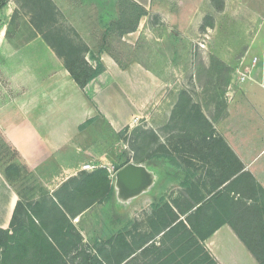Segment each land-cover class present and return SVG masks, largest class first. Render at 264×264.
I'll return each instance as SVG.
<instances>
[{
    "label": "rangeland",
    "instance_id": "rangeland-1",
    "mask_svg": "<svg viewBox=\"0 0 264 264\" xmlns=\"http://www.w3.org/2000/svg\"><path fill=\"white\" fill-rule=\"evenodd\" d=\"M73 1L71 5L77 3L82 6L80 0ZM91 2L96 4L99 20L96 27L87 28L86 33L79 32L62 12L63 16L55 13V19L65 31L72 35L74 29L82 38L85 37L83 40L90 48L86 54L89 62L97 65L99 53L103 51L114 56L122 67L133 61L149 64L164 72L165 80L151 77L149 85L154 91L149 93V99L156 98L158 87L164 85L168 94L171 93L170 101L178 99L171 120L160 128L143 121L141 117L135 119L131 128L125 127L119 133L120 140L111 148L113 151L110 150L111 154L107 155L110 164L102 162L101 167L110 169L107 168L113 182L122 158H129L133 162L162 166L168 171L167 180L159 186L157 196L137 202L132 214L128 210V216L126 213L124 218H117L114 198H103L91 205L92 208L79 219L69 221L52 205L49 191L41 185L18 150L0 130V169L14 183L22 201L15 228L29 225V212L32 211L40 219L43 230L53 236L58 250L63 252L79 244L95 255L109 256L110 262L116 263L119 253L137 251L142 243L150 240L143 252L137 251L134 264H209L201 253L194 257L199 245L205 247L204 242L189 245V240H184L176 246L178 242H175L181 235L179 230L158 239L156 232L163 226L165 217L169 218L165 208L167 203L183 204L195 195L207 193V189H211L207 185L223 176L221 167L224 164L216 162L215 155L211 154L212 150L221 148L215 147L214 142H208L206 138V134H213L215 130H209V121L201 106L204 105V109L215 117L222 114L231 71L217 62L212 53L236 56L250 41L253 42L252 53H264V0H150L147 21L151 28L140 37L137 34L119 37L107 32L111 20L119 15L117 1ZM7 4L9 7L15 4L16 7L9 13L7 6L0 9V32L3 30L2 35H6L7 39L1 50L5 53L9 50L23 51L34 36L43 37L35 28L37 22L32 11L35 8L37 12L38 4L47 10L50 6L46 0H8ZM90 15H93V8ZM164 17L174 23V28H167ZM206 40L208 46L205 47ZM1 57L0 63L5 64L4 57ZM135 80H141L140 76ZM6 87L5 79L0 76L1 98ZM138 94L140 96V92L134 93V96ZM174 167L179 171L175 172ZM176 180H181V185ZM94 181L99 182V176ZM78 182L71 180L68 184L72 186ZM189 183L193 185L192 194L185 186ZM64 196L68 202L84 203L89 199L87 195L68 197L64 193ZM217 221L211 219L210 224ZM25 235L23 237L28 241L33 234L29 232ZM8 240L0 232V264L6 259L13 264H47L49 250L40 253L39 246L33 242L26 249H18L17 254L8 256L5 250ZM66 259L71 260L69 256Z\"/></svg>",
    "mask_w": 264,
    "mask_h": 264
},
{
    "label": "crops",
    "instance_id": "crops-1",
    "mask_svg": "<svg viewBox=\"0 0 264 264\" xmlns=\"http://www.w3.org/2000/svg\"><path fill=\"white\" fill-rule=\"evenodd\" d=\"M52 1L79 32L86 33L87 28L96 27L99 15L92 0H80V7L77 3L71 5L73 0ZM113 1L116 3L117 0ZM136 1L150 10V0ZM15 7V4L11 7L7 4V12H13ZM81 7L93 8V15H90L91 8L83 10ZM147 18L148 15L144 16L137 31L128 35L144 36L151 28ZM164 20L167 21V28H174L173 22L165 17ZM97 25L102 27L98 22ZM2 34L3 30L0 32V55L4 57L5 64L0 63V76L5 79L7 87L1 93L3 98L0 97V130L18 150L41 185L49 191L51 200L57 203L65 197L61 188L67 182L81 178L83 172H95L103 161L108 160L107 155L113 151L111 148L120 140L119 133L125 127L131 128L137 117L160 128L171 120L176 111L178 99L170 101L171 93L168 94L165 85L158 87L156 98L149 99V93L154 91L149 85L151 77L165 81L164 72L149 64L133 61L122 67L114 56L102 53L105 71L83 89L43 37L34 36L23 51L9 50L5 53L1 45L7 39ZM252 43L245 44L236 56L212 53L217 62L231 71L229 86L225 90L224 110L220 116H213L204 109V105L201 107L209 121V130H215L211 136L224 139L231 153L225 149L212 150L211 154L216 158L219 156L226 169L221 168L223 176L207 185L208 188L230 186V180H223L229 169L238 166V160L243 164V171L250 172L264 188L263 60L251 72V77L242 80L239 74L241 69L251 64L254 56L264 59V53H252ZM139 76L141 80L134 81ZM137 92L140 96L135 97ZM177 93L178 89L174 92L175 97ZM96 163L100 167L93 170L84 168L85 164ZM176 183L181 185V180H176ZM152 197L154 195H145L138 202ZM88 198L87 202L93 205L98 202L91 195ZM19 201V191L0 169V228L11 229ZM135 204L130 208L131 214ZM92 206L74 218L79 219ZM123 216L117 214V218ZM163 235L165 232L156 238ZM243 235L245 239L231 224L226 223L215 230L204 244L218 264H264L259 232L247 229Z\"/></svg>",
    "mask_w": 264,
    "mask_h": 264
},
{
    "label": "trees",
    "instance_id": "trees-1",
    "mask_svg": "<svg viewBox=\"0 0 264 264\" xmlns=\"http://www.w3.org/2000/svg\"><path fill=\"white\" fill-rule=\"evenodd\" d=\"M46 1L50 8L52 6V9L48 7L47 10L45 6L38 4L36 8L37 12H35V8L32 11V13L34 12V21L37 22L35 28L41 32L49 46L63 60L64 65L77 84L85 89L105 71V64L101 59L103 51L99 53L97 65L90 63L86 58L87 52L90 51L87 43H85L81 35L74 29H72L74 34L71 35L59 25L57 19H55V13L60 16H63V14L52 0ZM7 3L8 0H0V9L6 7ZM34 3L37 4L35 1ZM117 5L119 15L117 18L111 20L107 32L124 37L129 33L137 31L142 18L148 14L147 8L136 0H117ZM211 135L212 133L206 135V138L210 136L207 139L208 142L212 140L215 147H220L231 153V149L224 139L221 137L214 138ZM219 159L220 157L217 156L216 162H221ZM103 162L110 164L107 160ZM129 162H131L129 158H122V163L118 169ZM148 164L156 165L154 163ZM221 168L226 169L224 165ZM243 169V164L238 160V166L233 170L229 169V174L223 180L231 181L230 186L224 189L212 187L211 189H207V193H202L199 196L195 195L183 204L179 203L174 205L167 203L165 208L168 211L166 213H169V218L165 217L163 226L158 229L156 235L162 232H165V235L173 234L177 229L181 232V235L178 236L175 242H178L176 246L184 240H189V245H195L200 244V241L204 242L223 224L229 223L244 239L243 232L247 229L259 232V238L263 244L262 256H264V188L250 172L243 171ZM98 176L100 183L94 181ZM71 180H78L79 182L71 186L68 184ZM71 180L61 188V191L68 197L91 195V197L96 198L100 202L103 198L112 200L115 196L114 183L109 178V172L106 167H100L92 173L83 172L81 178ZM185 186L187 187V191L192 194L193 185L189 183ZM93 189L96 190L95 193L92 192ZM237 194L239 196L235 198ZM21 205L22 201H19L11 223V229L0 228V232L9 238L7 248L5 249L8 252V256L15 254L16 251L18 253V249H26L27 245L33 242L36 246H39L40 253H44L45 249L49 250L47 264H134L137 251L141 250L143 252L148 247H145V245L150 241L148 240L142 243L137 251L131 253L123 252L121 255L119 253L116 263L110 262L111 259L109 256H106V259L100 255H95L88 248L79 244H74L63 252L62 250H58L53 236L43 230L39 222L40 219L32 211L29 212V225L22 226L19 229L15 228V221L17 220ZM52 205L59 210L64 219L70 221L77 214H80L86 208L93 205V203L68 202L65 199H61L60 203L52 200ZM181 216L184 218H181ZM211 219H217L218 221L215 224H210ZM30 228H32L31 231ZM29 232L33 235L27 241L23 236H26L25 234ZM253 240L254 238L252 236ZM251 248L253 247L251 246ZM200 253L204 255V258L208 259L209 264H218L209 251L205 247H202V245L198 246L194 257ZM133 254L135 256L132 257ZM67 256L71 258L70 261L66 259ZM3 264L13 263H10L6 259Z\"/></svg>",
    "mask_w": 264,
    "mask_h": 264
},
{
    "label": "water",
    "instance_id": "water-1",
    "mask_svg": "<svg viewBox=\"0 0 264 264\" xmlns=\"http://www.w3.org/2000/svg\"><path fill=\"white\" fill-rule=\"evenodd\" d=\"M167 172L162 166L133 161L118 169L114 181L116 213L124 215L141 197L155 195Z\"/></svg>",
    "mask_w": 264,
    "mask_h": 264
},
{
    "label": "built area",
    "instance_id": "built-area-1",
    "mask_svg": "<svg viewBox=\"0 0 264 264\" xmlns=\"http://www.w3.org/2000/svg\"><path fill=\"white\" fill-rule=\"evenodd\" d=\"M263 60V75H264V59H262L260 56H254L251 59V64L245 68H243V70L239 72L240 74V78L242 80H244L247 77H251V72L258 66V64L260 63V61ZM99 167V165L96 164H85L84 168L86 170H93L95 168Z\"/></svg>",
    "mask_w": 264,
    "mask_h": 264
}]
</instances>
